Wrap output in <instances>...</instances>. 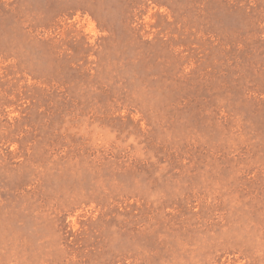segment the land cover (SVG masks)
<instances>
[{
    "label": "rangeland",
    "instance_id": "1",
    "mask_svg": "<svg viewBox=\"0 0 264 264\" xmlns=\"http://www.w3.org/2000/svg\"><path fill=\"white\" fill-rule=\"evenodd\" d=\"M0 264H264V0H0Z\"/></svg>",
    "mask_w": 264,
    "mask_h": 264
}]
</instances>
